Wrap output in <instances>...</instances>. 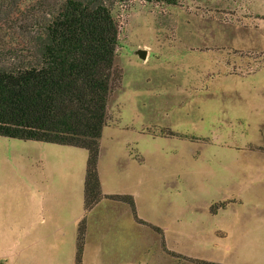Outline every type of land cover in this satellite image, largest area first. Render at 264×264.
<instances>
[{
  "label": "rangeland",
  "instance_id": "obj_1",
  "mask_svg": "<svg viewBox=\"0 0 264 264\" xmlns=\"http://www.w3.org/2000/svg\"><path fill=\"white\" fill-rule=\"evenodd\" d=\"M21 2L0 6V65L17 62L25 46ZM113 14L120 78L107 105L106 154L116 150L131 175L139 166L131 187L148 202L139 213L162 232L139 224L131 246L110 241L117 253L106 264H264V0H130ZM43 146L61 148L64 161L84 153L0 136L2 264L74 257L70 216L56 219L57 234L46 223L53 181L36 159ZM244 214L255 227L246 235Z\"/></svg>",
  "mask_w": 264,
  "mask_h": 264
},
{
  "label": "trees",
  "instance_id": "obj_2",
  "mask_svg": "<svg viewBox=\"0 0 264 264\" xmlns=\"http://www.w3.org/2000/svg\"><path fill=\"white\" fill-rule=\"evenodd\" d=\"M6 1L15 2L0 0V6ZM129 1L22 0L25 46L17 62L0 65V136L86 149L85 211L106 197L127 202L136 217L130 195L102 193L97 170L108 100L114 81L120 78L113 10ZM143 1L177 5L181 0ZM84 231L83 217L76 264L81 263Z\"/></svg>",
  "mask_w": 264,
  "mask_h": 264
},
{
  "label": "crops",
  "instance_id": "obj_3",
  "mask_svg": "<svg viewBox=\"0 0 264 264\" xmlns=\"http://www.w3.org/2000/svg\"><path fill=\"white\" fill-rule=\"evenodd\" d=\"M106 127H108L107 122L103 127L99 140V156L97 161L101 191L104 195H130L135 204L136 217L133 216L131 208L127 202L113 200L106 197L101 198L88 211H85L84 179L88 157L86 149L76 147L84 150V153H81V158L76 162L73 156L69 157L68 155H65L64 161V159L60 158L62 149L53 148L52 146H43V153L40 156L37 155L36 158L41 168H45V171H43L44 173L41 176L45 175V178L47 179L48 177H46V174L52 172V174L49 173V176L51 174L50 178L52 179L53 184L51 182L52 188L49 191L48 200L50 202L47 208H45L47 209V217L49 219L46 223L53 224L54 233L57 234V220L59 217L61 215L70 216L67 221L71 223V239L74 246V257L73 259L71 258V264H76L78 225L83 217L85 219V231L80 264H106V262H109V258L114 257L117 253L116 250H114L116 243L113 242L111 244L110 241L122 239L128 241L131 246V243L133 241L136 242L138 238L137 227L139 224L148 225L151 229L157 230V232H162L160 227L145 219V217L139 213V210H143L148 204L144 198L146 197V191L139 190L137 188L132 189L131 187V185L135 182L136 176L138 177V172L136 170H138L139 166H137V164H133L135 171L134 174L131 175L129 173L130 166L127 165L125 168L126 164L124 165V159H121L119 155H117L116 150L111 151L110 154H106V146L109 144L108 140L107 143L105 142V139L111 138L109 137L111 134H109V136L105 135L104 130ZM36 142L48 145L55 144L42 141ZM56 145L70 146L60 144ZM37 147L42 149V146ZM57 153H59V155ZM126 157L127 158H125V160H128V163H131V160L133 161L130 157V153H128ZM137 159L142 162L143 157L137 154ZM63 161L65 162L63 165L65 167L60 173V168L62 167L58 163ZM57 173L59 175H56ZM139 193H141L140 196ZM214 212L216 214L217 211ZM248 216L249 215L244 214L243 219ZM248 221V219H245L242 223V232L244 231L245 235L248 232H252L255 228L253 226L251 227V225L247 223ZM103 241H107L108 244L105 249L102 246ZM134 246L137 247V243ZM164 249L162 251L163 254H170V252L165 251ZM130 250H133V248H129V253L127 252L125 256L131 255ZM128 263L129 262L127 261V264Z\"/></svg>",
  "mask_w": 264,
  "mask_h": 264
},
{
  "label": "water",
  "instance_id": "obj_4",
  "mask_svg": "<svg viewBox=\"0 0 264 264\" xmlns=\"http://www.w3.org/2000/svg\"><path fill=\"white\" fill-rule=\"evenodd\" d=\"M137 54H138V56H139L140 58L144 59V58L146 57V50H144V49H139V50H137ZM0 264H2V263H0Z\"/></svg>",
  "mask_w": 264,
  "mask_h": 264
}]
</instances>
